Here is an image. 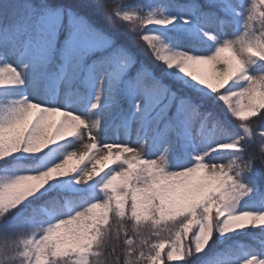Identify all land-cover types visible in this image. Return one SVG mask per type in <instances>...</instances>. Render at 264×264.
<instances>
[{"label": "snow or ice", "instance_id": "1", "mask_svg": "<svg viewBox=\"0 0 264 264\" xmlns=\"http://www.w3.org/2000/svg\"><path fill=\"white\" fill-rule=\"evenodd\" d=\"M0 264H264V0H0Z\"/></svg>", "mask_w": 264, "mask_h": 264}, {"label": "trees", "instance_id": "2", "mask_svg": "<svg viewBox=\"0 0 264 264\" xmlns=\"http://www.w3.org/2000/svg\"><path fill=\"white\" fill-rule=\"evenodd\" d=\"M242 239L245 240V241H247L248 238L247 237H243Z\"/></svg>", "mask_w": 264, "mask_h": 264}]
</instances>
